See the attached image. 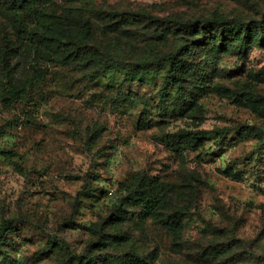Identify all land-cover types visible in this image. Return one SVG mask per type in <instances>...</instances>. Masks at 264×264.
I'll return each mask as SVG.
<instances>
[{
    "label": "rangeland",
    "instance_id": "rangeland-1",
    "mask_svg": "<svg viewBox=\"0 0 264 264\" xmlns=\"http://www.w3.org/2000/svg\"><path fill=\"white\" fill-rule=\"evenodd\" d=\"M43 10L74 26L31 27L30 41L0 12V231L17 226L0 264H264V43L238 49L145 20L250 22L264 0H55ZM82 31L128 67L76 61ZM187 50L179 60L194 71L162 91L165 56ZM12 85L27 91L8 106ZM184 132L198 140L181 142ZM154 179L172 188L177 230L142 217L134 191Z\"/></svg>",
    "mask_w": 264,
    "mask_h": 264
},
{
    "label": "trees",
    "instance_id": "trees-1",
    "mask_svg": "<svg viewBox=\"0 0 264 264\" xmlns=\"http://www.w3.org/2000/svg\"><path fill=\"white\" fill-rule=\"evenodd\" d=\"M55 0H0V12L13 22L14 28L19 32H25L26 38L34 41L38 38L34 32L30 31L31 27H35L40 33L45 34L50 29L57 26H74V21L64 15H55L46 13L43 8L53 4ZM145 20L158 26L159 28L171 27L173 29L183 28L185 32L190 30L201 31L205 38L209 36L221 43L232 42L238 49H248L250 46L264 43V14L260 20H252L250 22L242 19H230L224 16H213L208 18H200L193 22L185 21L181 18L165 17L158 18L154 16H146ZM176 30V29H175ZM86 32H81L80 37ZM85 38L82 37L75 52V60L80 63H94L100 66L103 72L109 73L113 69L128 67L123 61L117 60L111 55L104 54L97 48L89 47L84 43ZM58 48L55 47L56 51ZM181 51L169 53L165 57L170 65L169 70L165 74V83L162 85V91L169 88L181 87L185 76L194 71V66L186 61H180V55H189L190 51ZM132 71L134 68L143 69L146 67L144 63H134L130 65ZM133 73V72H132ZM130 73V74H132ZM132 81V80H131ZM26 87L10 86L6 91L7 99L5 100L8 106H13L20 102L26 96ZM250 105H254V101L248 100ZM181 142L194 143L198 140L192 133H182L180 135ZM172 188L158 179L150 181L146 188H138L134 191V195L141 204L142 217L159 221L166 227H172V230H177L173 227L172 215H167L169 193ZM124 207L116 209V218L118 224L126 217ZM14 221H5L1 226L0 244L6 241L5 234L16 228ZM80 264H87L89 261H81ZM76 264V263H74ZM115 264H119L115 262ZM136 264H145L143 260Z\"/></svg>",
    "mask_w": 264,
    "mask_h": 264
}]
</instances>
